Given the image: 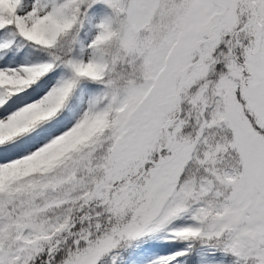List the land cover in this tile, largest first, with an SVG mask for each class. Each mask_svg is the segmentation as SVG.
I'll return each mask as SVG.
<instances>
[{
    "label": "snow or ice",
    "instance_id": "6c2138e0",
    "mask_svg": "<svg viewBox=\"0 0 264 264\" xmlns=\"http://www.w3.org/2000/svg\"><path fill=\"white\" fill-rule=\"evenodd\" d=\"M0 264H264V0H0Z\"/></svg>",
    "mask_w": 264,
    "mask_h": 264
}]
</instances>
